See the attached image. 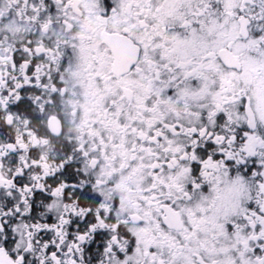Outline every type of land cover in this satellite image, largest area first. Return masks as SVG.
Instances as JSON below:
<instances>
[{"label": "snow or ice", "instance_id": "snow-or-ice-1", "mask_svg": "<svg viewBox=\"0 0 264 264\" xmlns=\"http://www.w3.org/2000/svg\"><path fill=\"white\" fill-rule=\"evenodd\" d=\"M0 264H264V0H0Z\"/></svg>", "mask_w": 264, "mask_h": 264}]
</instances>
